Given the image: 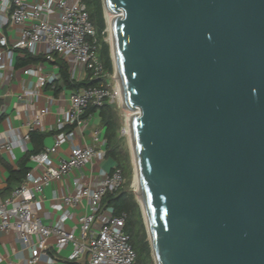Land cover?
Here are the masks:
<instances>
[{"label":"water","instance_id":"1","mask_svg":"<svg viewBox=\"0 0 264 264\" xmlns=\"http://www.w3.org/2000/svg\"><path fill=\"white\" fill-rule=\"evenodd\" d=\"M103 5L155 264H264V0Z\"/></svg>","mask_w":264,"mask_h":264},{"label":"built area","instance_id":"2","mask_svg":"<svg viewBox=\"0 0 264 264\" xmlns=\"http://www.w3.org/2000/svg\"><path fill=\"white\" fill-rule=\"evenodd\" d=\"M8 24L15 26L16 36L8 38L0 32V46L5 47L0 52L1 85L11 76L10 62L15 48L44 56L46 61H53L54 56L62 58L73 78H84L89 71L94 78L106 76L96 54L95 28L82 0H0V28ZM23 72L35 74V88L47 83L55 88L60 81L58 69L45 73L34 66L25 67ZM33 92L27 88L24 93ZM112 98L111 88L103 82L61 92L62 105L56 119L59 131L52 145L30 154L24 179L7 196H0V229L13 232L29 249V263L37 262L46 253L48 238L54 237L52 246L56 250L71 245L72 260L84 256L86 264H138L124 230L127 213L114 212L113 206L102 203L106 193L116 191L125 182L119 165L107 168L104 126L92 130L93 144L74 140L75 128L80 132L87 129L88 121L83 114L89 104L98 108ZM47 111V106L40 108L33 125L42 127V117ZM24 137L28 139L29 133ZM66 141L73 142L69 153L55 160L53 155ZM1 145L10 148L11 142L3 140ZM66 177H70L72 187L54 204L62 213L55 222L48 223L34 203L42 198L47 186ZM82 199L86 200V210L77 216L74 226L67 228L65 220L73 216L68 207L78 205Z\"/></svg>","mask_w":264,"mask_h":264},{"label":"crops","instance_id":"3","mask_svg":"<svg viewBox=\"0 0 264 264\" xmlns=\"http://www.w3.org/2000/svg\"><path fill=\"white\" fill-rule=\"evenodd\" d=\"M0 32H4L8 38L16 36V28L12 24H8L4 28H0ZM5 47L0 46V52L4 51ZM21 49L15 48L11 58V76L6 84L1 85L0 77V196H7L11 189L17 183H9L10 169L17 168L20 158L33 148L30 136L28 139L24 137L31 129H38L44 132H51L44 138V148L52 145L54 135L57 132L56 119L58 110L61 107V92L67 90L56 91L49 83L44 86L35 88V74L24 73L25 67H40L43 72L50 65L58 69L57 63L53 61L40 60L33 63H28L21 66H16V57L22 55ZM55 59V56H54ZM4 71V70H3ZM53 71L45 72L51 73ZM82 76L75 79H82ZM32 88V94H25V90ZM52 101L50 102V100ZM48 107V111L42 117V127L33 125V119L36 112L42 107ZM88 121L87 129L80 132L75 128L74 140L80 144H93L91 138L92 130L99 126H104L101 123V117L98 110L89 114L86 117ZM56 131V132H55ZM9 140L11 147L6 148L1 145V141ZM72 141H66L61 144L53 155L57 160L61 156L69 153ZM107 168L114 165L111 158L106 160ZM70 177L63 178L47 186L44 189L42 198L34 203L35 209L42 215L46 222H55L61 215L60 208L54 206L58 198L69 189H71ZM73 213L72 217L66 218L65 226L71 228L76 223L77 216L86 210V200L82 199L78 205L68 207ZM54 237H49L47 242L46 253L42 255L37 262L29 263V249L22 244L13 232H5L0 229V264H86L84 256L74 260L69 258L72 251L71 245H67L60 250H56L52 244Z\"/></svg>","mask_w":264,"mask_h":264},{"label":"trees","instance_id":"4","mask_svg":"<svg viewBox=\"0 0 264 264\" xmlns=\"http://www.w3.org/2000/svg\"><path fill=\"white\" fill-rule=\"evenodd\" d=\"M85 4L89 19L94 25L96 40V54L103 64L106 74L113 71V62L110 55V46L104 39L106 21L104 15L103 0H82ZM22 55L16 57V66L44 60V56L34 55L26 50H20ZM54 62L58 65L60 72V81L55 87L59 91L62 87L66 89H78L81 86H88L106 82V77H91V71L82 79H75L68 70V64L62 58L55 56ZM98 110L101 117V123L104 125V136L106 139V159L109 157L114 164L119 165L124 173L125 181L130 178L131 166L129 155L121 150V136L119 135V123L116 114L114 102L106 100L98 108L94 104H89L83 116ZM56 131H59L58 129ZM55 131V132H56ZM53 132V131H51ZM49 132L31 129L29 136L33 144V148L25 153L18 161L17 168L10 169L9 183H20L30 166V154L39 152L44 148V138ZM103 204L113 206L114 212L125 211L127 213L124 230L128 233L130 242L136 252V261L138 264H153L152 249L148 239L147 230L142 215L139 202L134 193L123 185L114 192L106 193L102 198Z\"/></svg>","mask_w":264,"mask_h":264},{"label":"rangeland","instance_id":"5","mask_svg":"<svg viewBox=\"0 0 264 264\" xmlns=\"http://www.w3.org/2000/svg\"><path fill=\"white\" fill-rule=\"evenodd\" d=\"M104 13H105V11H104ZM105 20H106V16H105ZM104 39L108 42V44L110 46L111 42L109 39V31L107 29V21H106ZM111 54L112 53H111V48H110V55ZM111 58H112V56H111ZM53 70H54V68H52L49 65L48 68H46L44 71L49 72V71H53ZM105 77H106V82L109 85V87L111 88L112 93H113L112 102H114L116 114L118 117V123H119V129L118 130H119V135L121 136V150H122V152L127 153L129 155V161H130V166H131L130 178L126 179V181L124 182V185L134 193L135 198L139 202V198L137 196V193L135 191V186L133 184V179L135 176V166H134V162H133L131 143H130V139H129L128 134L124 131L125 126H126V122H125L126 121V115H125L126 109H124L123 104L118 101L117 96H116V84L118 82V79H117V75L114 72V67H113V71L108 72ZM140 207H141V205H140ZM141 211H142V208H141ZM146 230H147V228H146ZM147 235H148V231H147ZM148 239L150 241L149 235H148ZM153 264H155L154 258H153Z\"/></svg>","mask_w":264,"mask_h":264},{"label":"bare ground","instance_id":"6","mask_svg":"<svg viewBox=\"0 0 264 264\" xmlns=\"http://www.w3.org/2000/svg\"><path fill=\"white\" fill-rule=\"evenodd\" d=\"M116 14L111 11V10H106L105 11V16H106V21H107V29L109 31V39L110 42L112 44V50H113V56L115 57V49H114V43H113V34H112V18L113 16H115ZM118 70L115 71V74H117ZM118 82L116 84V96L117 99L120 103L124 104V95H123V90L120 84V80H119V76H117ZM126 126H125V132L128 134L129 139H130V143H131V148H132V140H131V127H130V121H129V111L128 109H126ZM133 184L135 186V191L137 193V196L141 199V194H142V190H141V184H140V179L138 176L137 171H135V176L133 179Z\"/></svg>","mask_w":264,"mask_h":264}]
</instances>
